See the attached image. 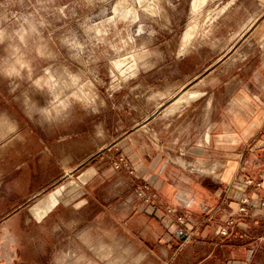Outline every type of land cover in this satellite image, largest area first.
<instances>
[{"label": "rangeland", "instance_id": "374dc122", "mask_svg": "<svg viewBox=\"0 0 264 264\" xmlns=\"http://www.w3.org/2000/svg\"><path fill=\"white\" fill-rule=\"evenodd\" d=\"M262 32L264 0H0V142L18 127L85 130L100 138L102 149L37 198L1 181L0 264H110L114 258L148 264L140 262L143 237L127 231L123 209L138 202L136 212L164 224L174 210L161 214L157 185L142 178L149 169L116 143L134 131L139 146L143 139L151 147L171 140L164 156L174 171L213 175L218 164H205L193 150L204 133L212 124L214 134L221 132L225 122L237 128L241 93L258 103L247 108L264 113V87L255 84L257 76L264 83ZM191 92L203 96L187 99ZM190 104L193 115L178 118ZM256 144L264 151L263 126L248 149ZM256 156L233 181L242 194L225 225L234 218L233 231L222 237L240 239L239 219L253 228L264 223V197L251 196L254 187L246 186L262 176L264 187V157ZM254 167L256 177L243 175ZM24 176L21 170L17 179ZM245 195L256 204L243 214ZM175 219L172 234L185 242L194 231L184 215ZM251 239L226 264H264V239ZM131 240L139 245L135 251Z\"/></svg>", "mask_w": 264, "mask_h": 264}, {"label": "crops", "instance_id": "0c3cea01", "mask_svg": "<svg viewBox=\"0 0 264 264\" xmlns=\"http://www.w3.org/2000/svg\"><path fill=\"white\" fill-rule=\"evenodd\" d=\"M261 41L264 55V32L261 33ZM259 71L264 73V63ZM256 78L255 84L259 83L264 87V83L258 79L259 76ZM191 93H199V95L191 97ZM191 93L188 94L187 99L203 96L202 92ZM241 94L237 100L243 105L244 111L236 113L237 128L231 131L229 124L225 122L224 125L222 124V131L214 134L212 124L210 130L204 133L202 139L193 148L200 152L195 155L204 157L205 164L211 166L218 164L215 172L212 171L213 175L188 177L174 171L171 163L164 156V149L173 148V143L171 140L163 142L162 133L158 136L163 144H154L153 147L145 144V139L139 146L137 138L140 135L137 131L131 132L116 143V145L125 143L127 151L132 154L134 160H137L142 167L149 169L143 172L142 178L157 185L156 202L161 214L165 215L167 209L174 210L170 217L166 215L169 222L164 224L165 221L163 222L160 218L152 219L139 211L136 212L134 204L138 205V202L128 203L123 209L127 217V231L133 234L139 233L143 237L140 262L148 264H226L230 254L235 251L240 253V248L244 249L249 245L251 238L264 239L260 231L264 228V223L259 228H253L250 220L247 219L238 220V230L240 228L245 230L244 233L239 232L240 239H232L234 235L222 237L219 233L220 229L225 227L227 219L232 217L239 207L242 192L237 190V186L233 183L234 179L241 173V168L247 159L256 155V157H264V151L257 150L259 149L258 144L252 151L248 149L249 143L257 139L262 126L264 127V113L261 107H258L256 111L247 108L246 104L258 103L254 99L248 101L247 96L241 98ZM182 99L181 96L179 101ZM192 108H194L192 104L185 107L179 113L178 118L193 115L194 109ZM62 131V133H55L50 129L41 133L33 128L18 127L13 134L5 137L0 142V184L1 181H11L12 190L22 185L23 191L27 194L22 197L33 199L46 192L50 186L68 180L71 174L79 173L90 160L95 161L96 147L99 152L102 150L99 144L100 138L96 139L95 133L87 136L85 130L72 133ZM261 168L264 172V165ZM21 170L25 173L24 180L17 179V174ZM258 170L254 167L244 171L243 175L256 177ZM86 175V173L83 174L85 178ZM95 176L96 171L89 179ZM92 183L95 182H90ZM249 192L253 197H264V187L259 191L251 189ZM85 202L82 200V204L85 205ZM113 212L117 215L119 211L113 208ZM179 214L187 217L189 227L194 231L193 236L182 243L172 234L179 228L175 223V217ZM138 221L142 223L141 227ZM229 228L233 231V228ZM248 235L252 237L247 240ZM129 247L135 251L139 245L131 240Z\"/></svg>", "mask_w": 264, "mask_h": 264}, {"label": "built area", "instance_id": "2783aa9c", "mask_svg": "<svg viewBox=\"0 0 264 264\" xmlns=\"http://www.w3.org/2000/svg\"><path fill=\"white\" fill-rule=\"evenodd\" d=\"M246 186L247 187H254V189H256L257 191L260 190L263 186V179H262V176H260V179L255 181L253 179H247L246 180ZM241 207L239 209L240 213H246L249 211L250 207H253L255 206L256 202L254 201H251L250 198L245 195L242 197L241 199ZM264 204V203H263ZM179 221L184 224L185 223V220L183 219V217H180L179 218ZM235 219L234 218H231L229 221H228V225L225 226V227H222L219 231V233L223 236H226L229 234V227L230 226H233L235 224Z\"/></svg>", "mask_w": 264, "mask_h": 264}, {"label": "bare ground", "instance_id": "6f19581e", "mask_svg": "<svg viewBox=\"0 0 264 264\" xmlns=\"http://www.w3.org/2000/svg\"><path fill=\"white\" fill-rule=\"evenodd\" d=\"M198 95H199V93H196V94H193L192 96L196 97V96H198ZM109 252H110V251H109ZM109 252H108V253H109ZM109 254H110V253H109ZM109 259H110V258H109ZM109 261H110V262H109L110 264H121L122 262L124 263V260H123V259H115V258H114V259H112V260L110 259Z\"/></svg>", "mask_w": 264, "mask_h": 264}]
</instances>
